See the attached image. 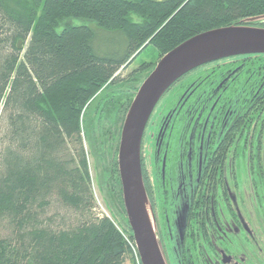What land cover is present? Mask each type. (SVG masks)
Returning a JSON list of instances; mask_svg holds the SVG:
<instances>
[{"label": "trees", "instance_id": "16d2710c", "mask_svg": "<svg viewBox=\"0 0 264 264\" xmlns=\"http://www.w3.org/2000/svg\"><path fill=\"white\" fill-rule=\"evenodd\" d=\"M263 15L264 0H0V264H140L117 151L130 103L156 64L124 71L150 45L159 60L214 28L264 27L255 20ZM241 58L246 78L264 84V54L238 55L195 68L167 93L193 72L216 77L221 71L204 68ZM263 88L260 104L246 97L255 114H264ZM85 140L123 221L96 212Z\"/></svg>", "mask_w": 264, "mask_h": 264}, {"label": "flooded vegetation", "instance_id": "af4514ba", "mask_svg": "<svg viewBox=\"0 0 264 264\" xmlns=\"http://www.w3.org/2000/svg\"><path fill=\"white\" fill-rule=\"evenodd\" d=\"M208 76L173 90L143 135L158 236L169 264H264V114L253 107L264 84L246 107L243 92L224 95ZM241 142L245 168L236 165Z\"/></svg>", "mask_w": 264, "mask_h": 264}, {"label": "water", "instance_id": "95a60500", "mask_svg": "<svg viewBox=\"0 0 264 264\" xmlns=\"http://www.w3.org/2000/svg\"><path fill=\"white\" fill-rule=\"evenodd\" d=\"M257 19L264 20V15ZM251 54H264V27L236 24L214 28L165 53L139 86L122 125L117 166L140 264H169L142 171V139L152 113L171 86L188 72L220 59Z\"/></svg>", "mask_w": 264, "mask_h": 264}, {"label": "rangeland", "instance_id": "374dc122", "mask_svg": "<svg viewBox=\"0 0 264 264\" xmlns=\"http://www.w3.org/2000/svg\"><path fill=\"white\" fill-rule=\"evenodd\" d=\"M82 22L83 21H81V20H75V23H82ZM101 43H102V41H97V45L99 47H102ZM135 55H137L136 59L124 71V75H128L131 71L137 70V68H139V66H141V64H143L144 62H150V63L156 64L159 61L158 60V57H159L158 51L152 45L148 46L142 52L138 51ZM245 60L246 59L241 58V59H237L236 61L234 60L233 62H231L232 60L221 61L218 64H213V65H210L209 67H206L208 69L205 68L206 71H208V70H210V71H212V70L213 71L214 70L221 71L220 73H218L216 75V77L212 76V78L216 79L219 82V85H220L219 91H221V93H223L224 95H226L229 92H243V98L244 99L242 101H246L247 98H245V97H247L249 94L252 95V93L257 91L256 89H258L260 87V86L257 87V81H255V78H254V81L252 83V78L254 77V74H252V76L246 78L247 77L246 73H244L243 69H242V65L244 64L243 61L245 62ZM209 68H211V69H209ZM201 72H202V69L198 72H193L189 76H187L184 80L189 81V80L195 78L196 76H198L199 74H201ZM249 73H252V72L250 71ZM207 79H209V78H207ZM225 85H227L229 87L227 88V86H226V88H225ZM235 87L238 89L236 90ZM104 89H105V86L102 88V90L104 91ZM172 92L173 91L166 93L164 95V97L159 101V103L157 104V106L155 108L156 110H154V112H153L154 113L153 116H155V114H158V112L161 110L163 105L166 103L167 98L169 97V95L172 94ZM95 98L96 97H94L93 100ZM234 98L240 100V98H236V97H234ZM93 100H91L90 103L87 105L86 111L90 113V116L92 118L96 119V114L93 110L94 108H91V105H92V107L94 106ZM124 101L126 102L125 98L122 99V101H120V103H123ZM85 115L87 116L86 113H85ZM113 119H114V117H112V118L110 117L109 122H107V124H109V127H111V129H112V126L115 125L112 123ZM107 120L108 119L104 118V116H103L101 118V123L106 124ZM123 122H122V125H123ZM121 129H122V127H121ZM108 132H106V133H108ZM105 136L106 135H104V133L102 131L101 137L103 138ZM120 136H121V132H120ZM85 141H86L88 157H89V161H90L89 163L91 166L92 188H93V193H94L95 198H96V200H95L96 212L99 215L104 214V215L111 216L112 214H114L115 218H116V220H118V222L123 221L121 213L117 212L115 210V205L113 204L111 197L108 193V190L106 189V185L102 179L103 161L101 160V158H99V156L97 155V153L95 152L93 147L90 146L89 142L87 140H85ZM119 141H120V139H119ZM118 146H119V143H118ZM236 147H237V154L239 156V158H238V160H239L241 158V156H245V154L247 153V149L249 147L245 150L243 148L244 147L243 142H241V144H238ZM257 150H258V148L253 146L252 154H256ZM245 164H246V162H245V158H244V159H240L239 163L237 162L236 165H237V168L238 167L239 168L240 167L245 168ZM254 164H255V162H254ZM253 170L256 171L254 166H253ZM253 173L255 175V172H253ZM185 222H186V218H185ZM0 234H3L1 229H0Z\"/></svg>", "mask_w": 264, "mask_h": 264}, {"label": "built area", "instance_id": "2783aa9c", "mask_svg": "<svg viewBox=\"0 0 264 264\" xmlns=\"http://www.w3.org/2000/svg\"><path fill=\"white\" fill-rule=\"evenodd\" d=\"M134 251H135V253L137 254L138 260H139V262H140V258H139L138 252H137L136 245L134 246Z\"/></svg>", "mask_w": 264, "mask_h": 264}]
</instances>
